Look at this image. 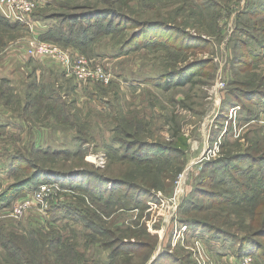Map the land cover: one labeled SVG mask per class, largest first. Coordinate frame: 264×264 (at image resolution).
Returning <instances> with one entry per match:
<instances>
[{"label":"rangeland","instance_id":"obj_1","mask_svg":"<svg viewBox=\"0 0 264 264\" xmlns=\"http://www.w3.org/2000/svg\"><path fill=\"white\" fill-rule=\"evenodd\" d=\"M35 1L29 25L0 12V50L14 44L25 63L27 40L37 35L105 62L113 78L78 85L63 76L57 57L43 55L39 76L34 62L6 86L7 107L22 126L0 138V193L30 177L33 166L52 176L38 182L50 185L47 197L37 200L28 187L0 204V264H11L1 245L17 234H33L36 249L48 241L50 264H240L249 249L241 238L264 197L234 181L254 185L241 175L252 161L237 154H264V102L242 93L264 92V0ZM100 9L118 13L109 30L105 18L76 25L64 18ZM145 21L160 23L144 27L155 41L140 37L128 47L135 22ZM83 24L99 31L81 48L72 42ZM189 65L184 84L170 83L177 77L164 84ZM14 153L24 162L11 169ZM28 199L40 206L14 216L15 204ZM56 205L62 212L54 219ZM29 258L48 264L37 250Z\"/></svg>","mask_w":264,"mask_h":264},{"label":"trees","instance_id":"obj_2","mask_svg":"<svg viewBox=\"0 0 264 264\" xmlns=\"http://www.w3.org/2000/svg\"><path fill=\"white\" fill-rule=\"evenodd\" d=\"M117 14L118 13L114 9H100V10L92 11L89 13L66 15V16H64V18H65V20L68 19L70 21V23L73 22V25H76L79 22H81V23L82 22L92 23L93 21L100 22L99 20L105 18V20H107L108 22H107V25L103 26V29L109 30L111 27H113V23H114L113 20H114L115 16H117ZM61 16L62 15H60L58 17H61ZM124 19L128 20L126 17H124ZM135 23H136V28H138V29H137V32L134 33L132 35L131 39L129 40L128 45H127L128 47H133L135 45L136 40L140 37L143 38V42H145V41L147 42L148 40L151 42L155 41V40H151L153 38L152 34L150 33L151 31H149L147 33L146 32L147 30L144 31L145 30L144 27L149 26L151 28H149L148 30H152V28H154L155 26H159L160 23H158L157 21H145V22H135ZM14 24H16V23H14ZM98 24H100V23H98ZM116 25H119V23H117ZM81 26H82L81 31L78 33L79 39L74 40V42H72V43L75 44V46H79L82 48L84 41H87L88 42L87 44H89L90 42H92V40L95 37H97V34H95V33L99 31V27L96 26L95 28H91L89 30H86L85 24H83ZM146 28H148V27H146ZM68 37H69V35H68ZM88 38H90V39L88 40ZM156 42L159 43L158 41H156ZM242 46L246 47V42L243 41ZM249 52L251 55L257 57L256 54L252 53L251 51H249ZM100 60H104V58H101ZM100 63H102L106 68H108V66H109L105 62L100 61ZM191 66L192 65H189L188 67H183L181 69V71L179 73H177V75L172 74V73L168 74L167 76L163 75L164 76L163 79L165 82L164 84H166V85H170V83H172L174 85L176 83L184 84L185 80H186L185 75H188L190 73V71H188V70H190ZM170 77H177V80L175 82L167 83V80H170ZM256 91L257 90H252V91H247V92L244 91L242 93H244L245 95H248L249 99H252L251 101L259 99V101L262 102V100H263V102H264V92H262V91L256 92ZM147 144H148V142H141L138 145L144 146ZM152 144H151V146H152ZM147 146H150V145H147ZM154 149H157V146L154 147ZM138 154H139V156H142V154H152V153H142V154L138 153ZM236 156H237L236 158L238 160L250 159L252 161L253 164L248 165L247 171L245 170L244 172H242L241 175L242 176L247 175V177L250 178L254 183V185L252 184L251 186H248V185L242 183L241 181H236L234 179L236 187H238L243 193H245V191H247L248 189L253 188L260 195L264 194V154L258 155V157H256V156H252V154L249 152H245L242 154H237ZM23 158L24 157L22 156V154H19V153L12 154L10 156V162H9L8 166L11 169L17 168L19 166V164L24 162ZM27 163L29 164L30 167H32V164H30L28 161H27ZM255 163L262 165L263 167H258L257 172L252 173L253 172L252 171L253 165H255ZM51 174H52L51 172L42 171V170L38 169L36 166H33V172H32V175L30 177L10 184L6 189H4L0 193V204H2L4 206L10 205L12 200H14L18 195L22 194L24 192V190H26L28 187H34L33 190H35L39 186L38 182H40V180H46V179H43L44 176H50L51 177L52 176ZM246 197L247 196H244V198H246ZM257 203H260L259 205H261L260 214L258 216V219L256 221H253V223H252L253 229L250 232V234H246V236L242 237L241 239L244 242H247V244L249 245V249L248 250L245 249V255H247L248 253H252V254H255L256 256H260L262 258V261L264 264V197L262 199H259L257 201ZM61 209H62L61 206L56 205V207L53 210H51V212H53L52 215H54L53 216L54 219L61 214V212H62ZM196 227H202V226H196ZM203 228H206V227H203ZM254 229H255V231H254ZM32 235L33 234H27V235L17 234L15 236V239H8L4 243H2V245H1L2 251L5 252V257H6L4 261H10L11 264H16V263L31 264L29 256L32 252L37 250V254L39 253L43 257H45L47 260V263L50 264L51 263V251H50L49 247L47 246L48 241H42V243L44 245L43 246L40 245V247H38L36 249L34 247V245H32L30 243ZM57 242L59 244L60 238L55 240L56 244H57ZM52 248H54V247H52ZM256 252L258 255L256 254ZM239 256L242 257L244 255L241 253ZM20 261H22V263Z\"/></svg>","mask_w":264,"mask_h":264},{"label":"built area","instance_id":"obj_3","mask_svg":"<svg viewBox=\"0 0 264 264\" xmlns=\"http://www.w3.org/2000/svg\"><path fill=\"white\" fill-rule=\"evenodd\" d=\"M36 7L37 2L35 0H0V12L6 19L28 25L31 24V18L29 14ZM26 53L30 57L43 55L57 57L64 73L68 76H74L79 85L88 81L107 84L113 78V74L110 69L106 68L102 63H94L79 54H74L70 51L60 50L58 48L52 47L49 43L39 39L37 35H34L27 40ZM44 184L39 185L35 190V197L37 200L49 195L50 185L46 183ZM33 205L38 206L39 204L34 199L17 202L13 209V215L20 217L26 212L28 208ZM41 210L48 211L49 208L44 205L41 206ZM198 250L201 249L198 248ZM240 264L255 263L250 256L244 255L241 258Z\"/></svg>","mask_w":264,"mask_h":264},{"label":"crops","instance_id":"obj_4","mask_svg":"<svg viewBox=\"0 0 264 264\" xmlns=\"http://www.w3.org/2000/svg\"><path fill=\"white\" fill-rule=\"evenodd\" d=\"M46 1L47 3L51 2V0H46ZM26 57L28 58L26 59V62L27 61L29 62L20 63L19 61L20 52L18 51L17 48H15L14 44L11 47H5L4 49L0 50V138L3 137V139L7 136H13V134H15L14 131H17L22 126L21 124L22 118L20 114L16 113L11 108L7 107L8 101H6L5 99L6 86H12L13 83L16 82V78H18L21 72L23 73L25 72L26 74L22 73V75L27 76L30 70L29 67H32V63L35 62L36 64L35 66L37 68V76H39L38 71L39 70L40 72L42 71L41 68L37 67V62L47 64L44 62H40L41 56L30 57L26 54ZM24 65L28 66L26 70H24L23 68ZM16 67L18 68V70L15 72ZM12 73H14V75H12ZM62 74L65 77L67 76L63 72ZM7 84H10V85H7ZM0 170H2L1 166H0Z\"/></svg>","mask_w":264,"mask_h":264},{"label":"bare ground","instance_id":"obj_5","mask_svg":"<svg viewBox=\"0 0 264 264\" xmlns=\"http://www.w3.org/2000/svg\"><path fill=\"white\" fill-rule=\"evenodd\" d=\"M243 257V256H242Z\"/></svg>","mask_w":264,"mask_h":264}]
</instances>
